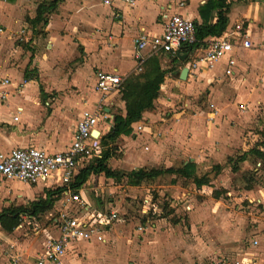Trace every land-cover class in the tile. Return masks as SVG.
<instances>
[{
    "label": "crops",
    "instance_id": "0c3cea01",
    "mask_svg": "<svg viewBox=\"0 0 264 264\" xmlns=\"http://www.w3.org/2000/svg\"><path fill=\"white\" fill-rule=\"evenodd\" d=\"M50 2L54 3V8L43 13L46 21L43 19L37 21L36 16L40 4ZM179 2H184V4L179 6ZM226 3L229 4V9L225 13L228 17V25L222 34H245L251 42L250 47L243 46L238 41L239 43L234 46L233 50L216 61L211 68L203 59L202 50L190 52L187 47H183L178 54L172 55L167 52L154 54L149 47H146L140 51L142 68L139 71L137 66L140 60L135 58V36L140 33L150 36L160 34L166 15L173 11L180 12L198 25L214 24L217 22L221 8L208 9V0H136L133 5H127L120 0H114L112 5L104 4L99 0H0V28L2 29L0 30V90L9 91L8 97L0 100V106L15 104L16 107L11 119L4 118L0 114V153L9 152L18 146H35L49 152L65 150L71 144L83 111L94 108L101 96L100 92L95 89L97 70L119 73L125 81L130 76L144 72L148 63L152 62L153 64L158 63L160 69L164 71V79L160 84L159 94L153 106L146 109L141 119L132 124L134 132L150 144L145 143L146 145L140 150L141 154L137 155V158L144 159L145 157V161L150 159L148 164L151 166L143 165L140 168L179 169L192 162L195 166V175L199 178L206 176L209 182L197 185L194 177H185L178 172H165L154 179L144 180L143 184L149 183L157 187L161 193L170 195H174L173 193L181 186L186 188L190 185L194 192L203 193L211 187L212 180L224 171L241 172L248 167L250 160L260 163L262 159L248 153L246 159L238 161V167L235 168L236 158L248 152L251 147L238 148L233 152L234 149H226L232 141L229 133L234 131L227 128L228 124L240 126L247 124L249 118H264V0H226ZM102 4L110 7H104ZM41 30L49 32L50 45L48 51L44 52L41 57L36 56L38 64L36 61L34 63L39 68L38 79H36L37 70L32 71L29 68L34 59L33 54L30 55L27 64L22 69L21 64L17 66V61L10 51L12 48H15V51L23 49L21 44L24 45V43L30 45L27 47H35L40 41L38 34ZM73 36L85 45L86 56L82 64L68 70L69 61L76 55ZM123 41L128 43L122 48L123 52L116 55L112 61H108V58L104 56L103 60L90 63V59L99 57L100 50L109 53ZM60 45L64 46L60 55L64 56L65 53L66 57H62L61 60L52 56L58 52ZM194 62L198 63L197 67L192 66ZM164 63H167V67ZM48 66L61 67L62 73L68 75L70 80L85 68L90 74L88 82L79 87L78 82L73 79L64 89H58L46 80L48 75L45 74L44 69ZM185 67L188 68V73L186 78L182 79L180 74ZM5 79L9 82L2 84ZM35 82L39 83V87L35 85ZM208 84L212 87L215 84L216 87H213L214 92H212L211 99L206 101L205 105H200L201 112L199 110L197 113L186 109L179 110V106L176 107V103L171 99L176 88L189 91ZM71 88H76L80 94L72 93ZM51 91L61 92L55 102L45 101L47 93ZM68 95L70 99H75L80 103L69 105L62 102V97ZM89 98L91 101H86ZM202 98L204 96L200 92L198 99ZM42 99L44 102H40ZM104 102L110 119L99 122L98 128L103 135L112 126L115 118L113 111L115 104L123 109L121 114L126 115L122 91L109 94ZM23 103H33L39 106L41 108L40 117L25 119L23 123H20V113L25 108ZM261 108L263 111L258 116L257 113ZM16 115H18V120L14 119ZM140 125L142 129L138 128ZM256 127V130L261 131L258 134L260 138L256 139L257 142L260 140L264 142L263 123L258 120ZM64 135L68 138L67 142L58 145ZM225 152V162L216 158ZM159 160L160 163H158ZM101 174L104 173L91 175L77 189L92 208L90 210L97 212L96 214L105 221L104 225L110 222L106 215L116 210L111 209L103 213L93 202L92 195L87 196L84 193L85 190L90 189H93V193L98 192L97 188L85 189V186L88 183L93 185L94 178ZM121 179L122 181L126 179L124 181L130 184L126 175L118 180ZM11 180L20 181L17 179L5 181ZM28 185L40 186L41 191L55 190L60 187L54 188L51 183L43 182ZM130 185L139 186L140 184ZM63 191L60 198L63 196ZM187 193L190 194L191 191ZM24 196L19 193L13 198L21 199ZM212 197L219 199L217 190L216 194L213 192ZM144 201H146L142 205L144 212L155 211V200L152 199V203L148 199ZM55 203L46 212L61 206ZM26 215L32 218L28 220L37 221L42 214L33 216L21 213L19 224L15 228L23 226V220H27ZM4 236L5 231L0 225L1 246H3ZM8 243L3 246L4 251L8 253L11 264H17L18 261L14 262L10 257L11 254L18 252L15 243ZM10 244H14L12 249L8 247ZM254 244H258V241L254 240ZM79 245L80 242H75L68 247L61 264L69 263V253L74 252ZM81 251L85 250L81 249ZM250 260L245 256L238 260V264L246 262L250 264Z\"/></svg>",
    "mask_w": 264,
    "mask_h": 264
},
{
    "label": "rangeland",
    "instance_id": "374dc122",
    "mask_svg": "<svg viewBox=\"0 0 264 264\" xmlns=\"http://www.w3.org/2000/svg\"><path fill=\"white\" fill-rule=\"evenodd\" d=\"M38 35L40 41L35 47H27L30 45L24 43L21 44L23 49L15 51V48H12L10 51L17 61V66L21 64L22 69L33 54L34 59L29 68L32 71L37 70L36 79L39 73L36 65L37 57L48 51L50 45L49 32L41 30ZM72 39L76 55L69 61L68 70L82 64L86 56L85 45L74 36ZM127 43L123 41L109 53L100 50L99 57L90 59V63L103 60L104 56L108 61H112L116 55L123 52L122 48ZM62 50L64 46L60 45L58 52L52 56L61 60L65 57V53L64 56L60 55ZM68 52L70 53V50ZM104 53L107 54L103 55ZM164 64L167 67V63ZM44 70L48 75L46 80L58 89H64L73 79L78 82L79 87H82L88 82L90 75L89 71L83 68L70 80L68 75L62 73L61 67L48 66ZM35 85L39 87L38 82H35ZM213 87L216 85L214 84ZM213 87L208 84L189 91L176 88L171 99L176 103V107L179 106V110L186 109L197 113L198 110L200 111V105H205V102L211 99ZM71 91L80 94L76 88H71ZM200 92L204 96L202 99H198ZM59 93L61 92L51 91L47 95L44 94L45 101L55 102ZM62 98L65 104L80 103L70 99L69 95ZM41 101L44 102V99ZM23 104L25 108L20 113V123L25 119L40 117L39 106L33 103ZM15 108V104L1 105L0 114L4 118L11 119ZM113 111L117 115L121 114L123 109L115 104ZM262 111L263 108L257 115L260 116ZM258 120L264 126V118H249L247 124L240 126L228 124L227 128L234 131L229 133L232 141L229 142V148L226 150L234 149L233 152L238 148H252L254 143L260 142L261 140L257 142L260 138L258 134L261 132L259 129L256 130ZM67 140V136L64 135L58 145H63ZM145 143V140L133 130L126 137L120 135L115 142L105 145L104 149L115 148L111 160L108 161L111 168L127 174L143 165L150 167L151 165L148 164L150 159L145 161V157L137 158V155L141 154L140 150L146 144L150 145L148 142ZM226 152L216 158L225 162ZM250 162L241 172L232 173L226 170L219 174L212 180L211 187L203 193L194 192L190 185L186 188L181 186L173 193L174 195H170L161 193L157 187L149 183L133 186L124 181L126 179L122 181L123 178L118 180L104 174L98 175L94 178L93 185L88 183L85 186V189L97 188L98 192L93 193V189H90L85 190L84 193L87 196L92 195L93 202L103 213L114 209L117 216L109 218L110 222L99 227V232L94 234V238L80 242L76 250L69 253L68 264H238V260L245 256L251 259L250 264H264V160L260 163L255 160ZM189 190L190 194L187 193ZM216 190L219 199L212 197L213 192L216 194ZM47 192L48 190L41 191L40 186L32 187L16 180H0V212L6 207L28 206L34 200L46 197ZM19 193L25 196L21 199L13 198ZM64 198L63 195L60 200H56L55 205L60 206ZM145 199L151 203L152 199L155 200V211L149 213L143 211L142 205L143 202L146 203ZM47 218L48 213L41 215L37 221L23 220L21 228L12 230L4 228L0 223L6 239H2V245L6 246L8 242H13L18 253L21 254L17 264H36L34 260L36 253L40 250L47 234L44 227H49V223L44 226ZM254 240H257L258 244H254ZM3 246L0 245V264H11Z\"/></svg>",
    "mask_w": 264,
    "mask_h": 264
},
{
    "label": "built area",
    "instance_id": "2783aa9c",
    "mask_svg": "<svg viewBox=\"0 0 264 264\" xmlns=\"http://www.w3.org/2000/svg\"><path fill=\"white\" fill-rule=\"evenodd\" d=\"M102 3L112 5L114 0H100ZM127 5H133L136 0H120ZM184 2H179L182 6ZM0 30H2L0 28ZM246 47L251 46L247 35L236 33L235 35L222 34L209 36L200 41L197 37L196 23L178 11L166 15L163 22V30L160 34L147 35L140 33L134 38L135 58L141 59L140 51L149 47L154 54L167 52L178 54L183 47L190 52L202 50L203 59L209 68L224 55L231 52L239 42ZM202 60V57L200 58ZM141 60L138 70H141ZM193 67L198 63L194 62ZM5 79L2 84L8 83ZM123 77L116 72L97 70L95 89L101 96L92 109L83 111L79 119L71 144L63 151L49 152L35 146H18L9 152L0 153V180L17 179L24 183L36 184L51 183L52 187H64L61 206L48 213L49 227H44L47 233L40 250L36 253V264H61L68 247L75 242L90 240L99 232V227L105 223L82 196L80 190L72 187L71 182L75 176L92 159L102 156L104 146L101 138L103 134L99 130L100 120L110 119V114L105 109V98L112 93L121 92ZM8 90H0V100L6 99ZM86 101H91L87 99ZM18 120V115L14 116ZM142 129V125L138 127ZM94 132H97L96 134ZM148 149V147H146ZM43 215V214H42ZM116 211H111L106 217L114 218ZM26 219H32L28 215ZM31 221V220H30ZM256 242V241H255ZM1 243V241H0ZM14 244L9 245L12 249ZM10 251V250H8ZM16 262L21 254L16 252L10 255Z\"/></svg>",
    "mask_w": 264,
    "mask_h": 264
},
{
    "label": "trees",
    "instance_id": "16d2710c",
    "mask_svg": "<svg viewBox=\"0 0 264 264\" xmlns=\"http://www.w3.org/2000/svg\"><path fill=\"white\" fill-rule=\"evenodd\" d=\"M221 8L218 12L217 22L214 24H202L197 26L198 40L202 41L209 36H219L225 31L228 25V17L225 14L229 9V4L226 0H208L207 8ZM54 8V3L49 4L41 3L38 7L37 21L46 19L43 13ZM164 79V71L160 69L158 63H148L144 72L137 75L130 76L122 83V97L126 105V115L117 114L113 120L112 126L109 131L102 136L101 141L103 146L115 142L120 135H129L132 133V124L141 119L143 112L152 107L154 100L159 94L160 84ZM115 148L107 147L103 149L101 157L92 159L80 172L75 176L71 182L72 187L79 188L86 180L95 174L104 173L109 177H117L118 179L126 175L129 183L138 185L144 180L154 179L158 175L165 172H178L182 173L185 177H194L197 185L207 184L209 178H199L195 175L194 163L189 162L183 168L174 169H134L127 174L115 172L109 166V159L113 156ZM248 153L258 156L264 160V142L261 140L255 144L248 152L238 156L234 161V167L237 168L238 161L246 159ZM64 187H58L55 190H48L47 196L39 200L31 202L28 206H19L16 208L6 207L0 212V223L4 228L12 230L20 221V214L27 213L29 215L37 216L48 211L54 202L62 194Z\"/></svg>",
    "mask_w": 264,
    "mask_h": 264
},
{
    "label": "water",
    "instance_id": "95a60500",
    "mask_svg": "<svg viewBox=\"0 0 264 264\" xmlns=\"http://www.w3.org/2000/svg\"><path fill=\"white\" fill-rule=\"evenodd\" d=\"M182 57H184V56H182ZM187 73H188V68L185 67V68L181 71L180 77H181L182 79H183V78H186ZM94 133L96 134L97 132H94Z\"/></svg>",
    "mask_w": 264,
    "mask_h": 264
}]
</instances>
